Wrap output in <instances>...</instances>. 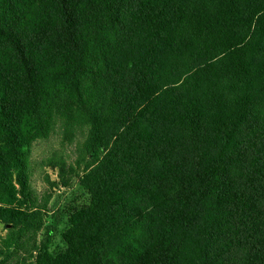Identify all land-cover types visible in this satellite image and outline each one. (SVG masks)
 <instances>
[{
  "label": "trees",
  "instance_id": "1",
  "mask_svg": "<svg viewBox=\"0 0 264 264\" xmlns=\"http://www.w3.org/2000/svg\"><path fill=\"white\" fill-rule=\"evenodd\" d=\"M64 111L97 165L66 248L35 264H264V0H0V223L19 238L43 228L19 194Z\"/></svg>",
  "mask_w": 264,
  "mask_h": 264
},
{
  "label": "rangeland",
  "instance_id": "2",
  "mask_svg": "<svg viewBox=\"0 0 264 264\" xmlns=\"http://www.w3.org/2000/svg\"><path fill=\"white\" fill-rule=\"evenodd\" d=\"M72 112L76 113L75 110ZM66 111L58 119L48 138L31 147L30 184L33 198H19L21 207L39 211L43 228L34 226L19 238L11 225L0 223V264H35L37 247L45 242L52 252L66 248L62 233L67 227L68 209L86 206L89 193L83 178L97 165L88 147L89 127L78 114L67 119ZM66 115V117H64ZM52 162L65 163V175ZM61 210V211H60ZM51 235H48V231Z\"/></svg>",
  "mask_w": 264,
  "mask_h": 264
}]
</instances>
